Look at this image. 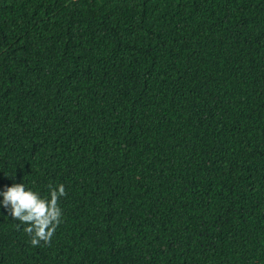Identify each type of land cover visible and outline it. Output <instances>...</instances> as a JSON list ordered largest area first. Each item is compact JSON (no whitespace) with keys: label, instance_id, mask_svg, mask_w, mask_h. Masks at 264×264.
<instances>
[{"label":"trees","instance_id":"1","mask_svg":"<svg viewBox=\"0 0 264 264\" xmlns=\"http://www.w3.org/2000/svg\"><path fill=\"white\" fill-rule=\"evenodd\" d=\"M22 182L62 222L32 246L0 204V264H264V0H0Z\"/></svg>","mask_w":264,"mask_h":264},{"label":"clouds","instance_id":"2","mask_svg":"<svg viewBox=\"0 0 264 264\" xmlns=\"http://www.w3.org/2000/svg\"><path fill=\"white\" fill-rule=\"evenodd\" d=\"M48 188L47 196L26 188L23 182L5 186L0 191V196H3L0 204L12 219L27 225L24 232L30 237L32 246L39 245L41 241L50 245L56 228L62 222L60 198L67 195L65 186L59 184L54 187L49 184Z\"/></svg>","mask_w":264,"mask_h":264}]
</instances>
